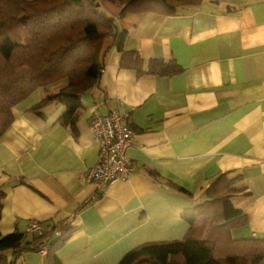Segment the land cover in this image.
Wrapping results in <instances>:
<instances>
[{
  "label": "crops",
  "instance_id": "0c3cea01",
  "mask_svg": "<svg viewBox=\"0 0 264 264\" xmlns=\"http://www.w3.org/2000/svg\"><path fill=\"white\" fill-rule=\"evenodd\" d=\"M107 4L126 50L144 61L174 59L173 75L121 67L113 33L102 42L99 83L82 93L73 127L57 99L32 108L64 81L38 88L13 108L0 137V232H29L69 219L75 230L59 249L64 264H118L145 242L186 237L183 214L208 199L221 174L245 216L235 239L264 238V0H185L173 13H119ZM118 109L133 132L127 154L136 171L96 194L85 180L100 143L94 111ZM10 255V253H9ZM15 264H47L27 251Z\"/></svg>",
  "mask_w": 264,
  "mask_h": 264
},
{
  "label": "trees",
  "instance_id": "16d2710c",
  "mask_svg": "<svg viewBox=\"0 0 264 264\" xmlns=\"http://www.w3.org/2000/svg\"><path fill=\"white\" fill-rule=\"evenodd\" d=\"M113 1V0H112ZM185 0H120L119 16L128 12L173 13ZM110 33L121 52L120 66L162 75L180 71L174 60H151L124 48L127 31L98 0H0V137L13 121V108L38 88L64 81L32 110L57 99L65 106L58 120L73 127L82 107L81 95L99 83L102 42ZM10 65V66H9ZM237 188L225 174L208 189V199L183 214L189 224L185 238L145 242L128 251L118 264H264V238L235 239L231 230L245 216L231 202ZM75 230L66 219L43 224L39 232H0V264H15L24 252L47 249V264H64L59 249ZM10 253V255H9Z\"/></svg>",
  "mask_w": 264,
  "mask_h": 264
},
{
  "label": "built area",
  "instance_id": "2783aa9c",
  "mask_svg": "<svg viewBox=\"0 0 264 264\" xmlns=\"http://www.w3.org/2000/svg\"><path fill=\"white\" fill-rule=\"evenodd\" d=\"M90 126L96 141L100 143V150L97 162L86 171L84 177L93 184L99 195L107 186L127 180L136 171L135 164L127 154V149L132 145L133 132L127 122V115L118 109H111L107 114L94 111ZM42 230V223H29V231ZM39 253L46 256L47 249L41 248Z\"/></svg>",
  "mask_w": 264,
  "mask_h": 264
},
{
  "label": "rangeland",
  "instance_id": "374dc122",
  "mask_svg": "<svg viewBox=\"0 0 264 264\" xmlns=\"http://www.w3.org/2000/svg\"><path fill=\"white\" fill-rule=\"evenodd\" d=\"M119 1L120 0H98V3L101 5V8L103 9H105L106 7H107V4H113L114 6L115 5H120V3H119ZM10 66V65H9Z\"/></svg>",
  "mask_w": 264,
  "mask_h": 264
}]
</instances>
